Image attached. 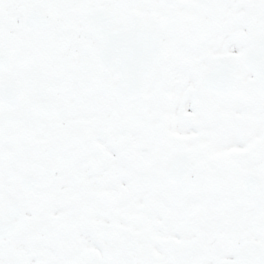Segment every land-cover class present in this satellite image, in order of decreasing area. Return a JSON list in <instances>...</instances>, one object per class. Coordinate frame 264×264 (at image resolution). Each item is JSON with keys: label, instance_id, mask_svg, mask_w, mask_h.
Segmentation results:
<instances>
[{"label": "snow or ice", "instance_id": "6c2138e0", "mask_svg": "<svg viewBox=\"0 0 264 264\" xmlns=\"http://www.w3.org/2000/svg\"><path fill=\"white\" fill-rule=\"evenodd\" d=\"M0 264H264V0H0Z\"/></svg>", "mask_w": 264, "mask_h": 264}]
</instances>
